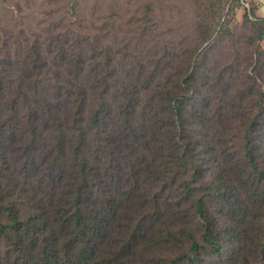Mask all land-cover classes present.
Masks as SVG:
<instances>
[{
	"label": "trees",
	"instance_id": "trees-1",
	"mask_svg": "<svg viewBox=\"0 0 264 264\" xmlns=\"http://www.w3.org/2000/svg\"><path fill=\"white\" fill-rule=\"evenodd\" d=\"M202 4L216 21L223 0ZM244 18L254 68L240 51L213 61L210 43L172 58L168 81L145 60L122 76L98 47L90 76V49L62 39L52 58L39 38L16 63L0 48V264H145L155 234L183 249L171 264H264V18ZM17 140L29 157L39 145L50 190L21 182L4 148ZM155 186L173 221L138 253L144 235L117 241L110 226L137 217Z\"/></svg>",
	"mask_w": 264,
	"mask_h": 264
},
{
	"label": "rangeland",
	"instance_id": "rangeland-1",
	"mask_svg": "<svg viewBox=\"0 0 264 264\" xmlns=\"http://www.w3.org/2000/svg\"><path fill=\"white\" fill-rule=\"evenodd\" d=\"M204 1L211 0H0V48L11 46L16 63L17 56L25 54V42L34 46L37 38L41 39L46 56L50 58L59 50L61 39L76 51L83 45L90 49L87 74L93 77L102 69L92 64L97 47L102 56L114 58L113 68L118 69L122 76L133 73L138 61L145 60L149 65L148 73L157 71L161 75L159 78L166 81L174 71L172 58L183 57L198 45L205 49L210 43L213 44L209 53L213 61L226 63L240 51L254 68L257 57L253 56L252 48L247 44L249 30L244 15L249 11L252 18H264V0H223V10L216 21L204 18ZM205 36H211V39L204 41ZM262 45L264 47V39ZM16 67L18 74L21 66ZM164 75H167L166 79ZM25 144L26 140L6 141L4 147L22 172L18 177L30 189L50 190L54 185L50 178L35 172L38 166L45 168L49 164L48 161L42 162L38 148L43 145L46 149L45 139L40 140L38 151H34L32 157L26 154ZM161 189L155 186L148 192L150 199L144 210L135 212L137 217L130 221L119 219L121 222L113 219L111 238L117 241L132 238L131 235L137 231L145 236L138 253L145 249L144 245L159 227L166 221H173L166 204L159 202L157 205L151 199ZM211 209L216 211L212 203ZM181 221V225L195 230L199 227L197 219ZM200 236L201 232H198ZM153 237L159 243H155V249L148 250L145 264H171L183 251L162 243L159 234ZM205 257L211 259L209 255Z\"/></svg>",
	"mask_w": 264,
	"mask_h": 264
}]
</instances>
